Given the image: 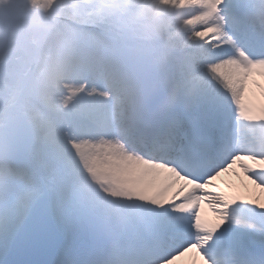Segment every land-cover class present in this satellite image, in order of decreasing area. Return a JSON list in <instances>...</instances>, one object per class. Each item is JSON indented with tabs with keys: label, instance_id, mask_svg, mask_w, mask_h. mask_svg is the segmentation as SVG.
Returning a JSON list of instances; mask_svg holds the SVG:
<instances>
[{
	"label": "snow or ice",
	"instance_id": "1",
	"mask_svg": "<svg viewBox=\"0 0 264 264\" xmlns=\"http://www.w3.org/2000/svg\"><path fill=\"white\" fill-rule=\"evenodd\" d=\"M262 81L264 0H0V264H264Z\"/></svg>",
	"mask_w": 264,
	"mask_h": 264
},
{
	"label": "bare ground",
	"instance_id": "2",
	"mask_svg": "<svg viewBox=\"0 0 264 264\" xmlns=\"http://www.w3.org/2000/svg\"><path fill=\"white\" fill-rule=\"evenodd\" d=\"M262 83H264V81H262Z\"/></svg>",
	"mask_w": 264,
	"mask_h": 264
}]
</instances>
